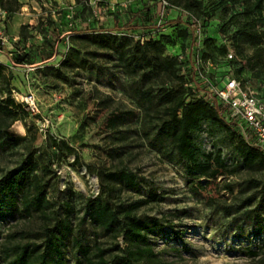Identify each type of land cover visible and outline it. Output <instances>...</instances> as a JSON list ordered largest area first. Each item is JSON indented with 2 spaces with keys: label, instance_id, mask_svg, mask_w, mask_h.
Returning <instances> with one entry per match:
<instances>
[{
  "label": "rangeland",
  "instance_id": "1",
  "mask_svg": "<svg viewBox=\"0 0 264 264\" xmlns=\"http://www.w3.org/2000/svg\"><path fill=\"white\" fill-rule=\"evenodd\" d=\"M123 1L93 0L94 12L75 0H18L20 7L9 13L0 7V42L11 53L38 55L53 31L68 34L59 48L61 56L48 64L15 68L0 55L7 65L0 75V104L11 94L22 106L19 115L24 119L12 123L0 113V179L34 155L52 208L73 229L66 238L68 264L85 262L76 240L90 247L91 254L101 247L110 262L124 264L126 242L121 232L109 234L87 215V200L99 196L114 207L139 205L135 215L158 224L149 234L158 258L146 264H264V165L246 166L237 152L238 139L206 124L195 135L197 144L205 153L220 150L232 174L216 180L190 174L169 142L158 135L164 107L148 111L138 98L140 88L152 86L158 92L164 84L178 86L179 81L158 78L146 83L136 62L126 67L117 55L78 40L69 34L70 26L64 27L66 17L78 30L104 28L108 35L124 37L125 33H110L114 27L110 13ZM202 1L203 8L191 12L200 20L207 42L202 54L212 62L205 65V72L214 82L237 76L263 97L264 61L254 70L249 63L253 50L245 47L239 53L232 34L223 32L231 15L210 0ZM131 5L134 10L150 7L154 25L159 23L158 0H133ZM166 14L161 29L167 38L165 54L183 55L184 63L193 46L192 22L174 11ZM125 23L123 19L121 25ZM186 29L188 35L182 36ZM152 30L129 34L127 50ZM225 46L232 51V60L219 52ZM186 67L181 66V74ZM30 98L36 113L28 109ZM122 170L136 175V189L107 176ZM41 226L39 217L23 216L5 195L0 197V253L14 239L41 244Z\"/></svg>",
  "mask_w": 264,
  "mask_h": 264
},
{
  "label": "trees",
  "instance_id": "2",
  "mask_svg": "<svg viewBox=\"0 0 264 264\" xmlns=\"http://www.w3.org/2000/svg\"><path fill=\"white\" fill-rule=\"evenodd\" d=\"M166 1L189 12L200 11L204 5L202 0ZM75 3L85 10L94 12L90 0H75ZM210 3L218 6L217 8L225 15H231L223 27V32L232 34V40L239 53L245 47L253 50L249 63L254 70L258 68L264 61V0H210ZM131 6L117 7L110 13L114 22L110 33H125L124 37L108 35L106 34L108 31L104 28L89 26L78 30L65 19L66 17L63 18L64 27L70 26L69 34L78 37V40L91 42L110 54L117 55L119 61L125 63L126 67L131 66L133 61L136 62L137 66L144 70L146 83L158 78H173L179 81L178 86L170 87L167 83L164 84L158 92L152 86L147 89L140 88L138 98L140 104L148 111L159 106L164 107V117L157 126L158 135L169 142L190 174L197 178L214 180L232 174L220 150L205 153L197 144L195 135L201 132L206 124L238 139L237 152L246 166L264 165V152L245 138L237 123L228 119L221 111V104L217 98L209 95L205 90L200 80V73H206V63L212 62L200 50L204 67L198 70L195 53L198 49L195 45L194 33L190 34L192 50L183 63V55L173 57L165 54L167 38L161 34L157 25H154L155 18L151 8L134 10ZM0 7L9 13L20 7V4L18 0H0ZM123 19L126 20L125 25H121ZM141 29L153 30L142 33L141 41L127 50L130 43L129 34ZM187 31L188 29L180 34L187 36ZM67 35L61 29L53 31L52 39L46 41V46L39 49L38 55L26 51L11 53L10 48L0 42V54L7 57L15 68L40 63L48 64L61 56L59 48L65 42ZM206 43V40H203L202 47ZM73 50L72 52H77ZM229 50L228 46H225L221 47L219 52L227 56ZM232 62L228 61L229 64ZM182 65L187 66L185 74H181ZM6 70L7 65L0 62V75L3 76ZM235 78L245 84L239 77L235 76ZM7 86H10L9 82ZM21 107L9 94L5 102L0 104V113L9 117L12 123L24 121L22 115H19ZM38 170L39 165L34 155L29 154L22 166L8 172L0 179V197L5 195L10 206L15 211H20L23 216L39 217L42 220L43 239L41 244L32 241L24 243L15 241V235H12L11 238L14 240L10 241L9 246H4L0 253V264H68L66 238L73 233V229L69 220H62L52 208L42 178L37 174ZM107 176L109 179H118L130 190L138 186L136 175L125 170ZM105 189L110 191L109 187ZM138 208L139 205L128 208L114 207L102 196L90 198L86 202L87 215L96 227L109 234L121 232L124 236L126 242V247L122 250L124 264H146L158 258L149 241L150 232L158 224L137 217L135 211ZM75 248L84 258V264H113L107 259L106 251L101 247L95 248V253L91 254L90 247L76 240Z\"/></svg>",
  "mask_w": 264,
  "mask_h": 264
},
{
  "label": "built area",
  "instance_id": "3",
  "mask_svg": "<svg viewBox=\"0 0 264 264\" xmlns=\"http://www.w3.org/2000/svg\"><path fill=\"white\" fill-rule=\"evenodd\" d=\"M90 2H93V0H90ZM132 2L133 0H124L121 3V7L126 8ZM158 2L162 6L160 20L157 24L158 30L162 28V21L167 15L166 11H174L192 22V32L194 33L195 45L198 49L195 52L196 66L200 70L201 67H204V63L200 58V50L204 40L200 20L193 13L182 7L172 6L166 0H158ZM110 8L112 9L113 6H110ZM227 57L230 60L234 58L231 50L227 53ZM206 65L212 66V63L208 62ZM200 80L207 93L217 98L224 115L236 122L245 138L264 152V96L262 97L252 87L246 86L230 75L218 80V82H214L208 73H200ZM26 103L32 113L38 111L32 98H30V101L26 100Z\"/></svg>",
  "mask_w": 264,
  "mask_h": 264
},
{
  "label": "crops",
  "instance_id": "4",
  "mask_svg": "<svg viewBox=\"0 0 264 264\" xmlns=\"http://www.w3.org/2000/svg\"><path fill=\"white\" fill-rule=\"evenodd\" d=\"M0 55H2V54H0ZM0 62H2V61H0ZM3 63V62H2ZM5 64V63H4Z\"/></svg>",
  "mask_w": 264,
  "mask_h": 264
}]
</instances>
